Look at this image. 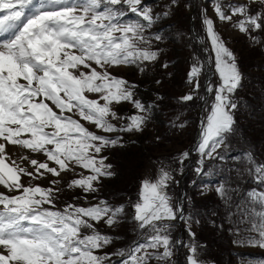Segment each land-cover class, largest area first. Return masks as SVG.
<instances>
[{
    "label": "snow or ice",
    "instance_id": "snow-or-ice-1",
    "mask_svg": "<svg viewBox=\"0 0 264 264\" xmlns=\"http://www.w3.org/2000/svg\"><path fill=\"white\" fill-rule=\"evenodd\" d=\"M259 2L264 6V0ZM121 5L146 24L123 22L126 13ZM216 12L222 20L231 19L219 3ZM232 12L243 17L236 25L243 32L264 27V12L251 14L247 5L235 7ZM0 13H6L0 14V32H12L9 39L0 40V185L17 193L0 192V264H105L107 254L97 255L96 250L112 243L113 237L101 234L93 222L103 220L111 227L118 222L123 206L113 209L107 201H101L89 207L68 204L62 210L56 209L58 189L26 185L22 177L39 180L45 173L59 177L61 172L80 166L92 174L81 175L68 187L81 188L87 194L98 191L94 181L113 175L112 165L105 163L107 157L98 158L97 154L105 147L116 146L119 138L97 135L81 119L104 132L142 130L145 115L129 117V123L121 129L109 119H120L111 107L113 103L128 101L140 112L146 108L134 99L135 86L113 76L108 68L157 58V52L143 45L150 44L145 28L158 17L150 8L142 7V0H46L39 6L33 0H0ZM204 22L220 83L207 89L214 91V102L202 121L196 147L201 163L204 157L219 155L217 149L234 130V110L238 106L232 96L243 79L233 53L214 31L213 21ZM155 39L161 37L156 35ZM201 69L193 65L189 73L194 90L200 87L196 78ZM85 93L99 96L90 99ZM182 99L191 101L194 96L190 93ZM11 146L42 154L46 160L26 155L18 163L8 154ZM188 155L183 153L181 159ZM24 161L33 171L22 166ZM49 162L58 167H50ZM256 171L264 177V168ZM171 180V172L161 168L155 181H142L133 218L148 235L143 243L128 250L123 264H150L153 259L174 264L167 222L184 217L183 209L174 206L167 194ZM51 183L58 184L59 180ZM217 191L223 195L225 190L221 186ZM252 197L262 210L256 213L260 222L254 225L259 239L248 242L264 247V193H253ZM118 254L124 256L125 251ZM187 262L202 264L195 245L190 246Z\"/></svg>",
    "mask_w": 264,
    "mask_h": 264
},
{
    "label": "rangeland",
    "instance_id": "rangeland-1",
    "mask_svg": "<svg viewBox=\"0 0 264 264\" xmlns=\"http://www.w3.org/2000/svg\"><path fill=\"white\" fill-rule=\"evenodd\" d=\"M45 2L33 0L36 6ZM217 3L225 15L231 16L230 20L220 19ZM241 5H247L251 14L264 12L259 0H142V7L150 8L154 17H158L151 27L145 28L144 35L150 44L143 45L157 52V58L108 68L113 76L135 86L134 99L146 108L145 112H140L131 102L113 103L111 107L120 119H109L121 129L129 123V117L145 115L147 119L142 130L104 132L78 115L73 116L97 135L119 138L116 146L105 147L97 154L98 158L107 157L105 163L112 165L113 175L94 181L98 191L87 194L81 188L68 187L81 175L92 174L90 169L80 166L61 172L59 177L49 173L39 180L22 177L26 185L40 184L58 189L55 192L56 209L62 210L68 204L89 207L101 201H107L113 209L123 206L118 222L111 227L103 220L93 222L101 234L113 237L112 243L96 250L97 255L107 254L105 264H123L128 250L144 242L148 231L138 227L133 218V206L140 200L142 181H155L161 168L172 174L167 187L171 202L183 209V219L178 216L167 222V234L173 241L171 260L174 264H188L192 245L197 247L202 264H264V247L248 242L259 239L254 225L260 222L256 213L262 210L252 194L264 193V177L256 171L264 168V27L241 31L236 25L243 17L232 12ZM120 7L126 13L123 22L146 24L126 5ZM191 18L202 44L191 30ZM205 19L213 21L214 31L233 53L243 79L232 96L238 106L234 110V130L217 149L219 155L214 153L212 157H204L201 163V154L196 150L199 140L196 142V139L200 137L202 121L214 102V91L206 89L220 83ZM7 35L12 36V32H0V39ZM156 35L161 39L156 40ZM206 58L214 70L208 80ZM193 65L202 66L196 78L200 85L198 90H194V82H189ZM97 70L100 69L97 67ZM190 93L194 99L184 101L182 97ZM248 94H253L252 100ZM85 95L90 99L99 96L95 93ZM16 148L20 150L19 146ZM26 150H20L23 156L46 160V156ZM185 152L189 155L182 160ZM22 166L33 171L28 161ZM49 166L58 167L54 162H49ZM53 180H59V183L53 185ZM221 186L225 190L223 195L217 191ZM0 192L17 194L8 192L2 185ZM182 196L186 197V202L183 199L180 203ZM121 250L125 251L124 256L118 254ZM150 264L161 262L153 259Z\"/></svg>",
    "mask_w": 264,
    "mask_h": 264
},
{
    "label": "water",
    "instance_id": "water-1",
    "mask_svg": "<svg viewBox=\"0 0 264 264\" xmlns=\"http://www.w3.org/2000/svg\"><path fill=\"white\" fill-rule=\"evenodd\" d=\"M191 30L192 32L194 33V35L199 39V42L202 44V41H201V38L198 34L195 33V22H194V19L191 18ZM206 60L208 61V59L206 58ZM208 72H207V80L212 78V76L214 75V70L212 69V65L211 63H209L208 61ZM207 91V89H206ZM199 140V137L196 139V142ZM180 203H183V198L181 197L180 198ZM179 238V236H178Z\"/></svg>",
    "mask_w": 264,
    "mask_h": 264
},
{
    "label": "bare ground",
    "instance_id": "bare-ground-1",
    "mask_svg": "<svg viewBox=\"0 0 264 264\" xmlns=\"http://www.w3.org/2000/svg\"><path fill=\"white\" fill-rule=\"evenodd\" d=\"M0 14H4V13H0ZM7 33V32H6ZM9 33V32H8ZM11 37V35L10 36H5V39H0V40H7V39H9ZM197 40L199 41V39L197 38ZM16 146L14 147V146H12V147H9L8 149H7V151H8V154L11 156V158L13 159V160H17V162L19 163L20 162V160H19V158L20 157H22L23 155L21 154V152H20V150H22L21 148H20V150L18 149V148H16ZM29 150H26V152H28ZM27 154V153H26ZM10 162V161H9Z\"/></svg>",
    "mask_w": 264,
    "mask_h": 264
},
{
    "label": "trees",
    "instance_id": "trees-1",
    "mask_svg": "<svg viewBox=\"0 0 264 264\" xmlns=\"http://www.w3.org/2000/svg\"><path fill=\"white\" fill-rule=\"evenodd\" d=\"M251 96H253V94H248V98L250 99V100H252V97ZM185 202H186V197H185ZM135 238H136V236H135ZM135 238H133V239H135ZM134 240H132V241H130V243L131 242H133ZM130 243H128V244H130Z\"/></svg>",
    "mask_w": 264,
    "mask_h": 264
}]
</instances>
